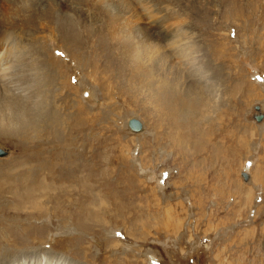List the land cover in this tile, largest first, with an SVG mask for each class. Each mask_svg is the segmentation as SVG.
I'll return each mask as SVG.
<instances>
[{"label": "rangeland", "instance_id": "rangeland-1", "mask_svg": "<svg viewBox=\"0 0 264 264\" xmlns=\"http://www.w3.org/2000/svg\"><path fill=\"white\" fill-rule=\"evenodd\" d=\"M259 8L0 0L11 52L0 54L11 67L0 85V264H264ZM43 152L60 168L61 200L41 194ZM74 163L95 197L87 211L79 191H61Z\"/></svg>", "mask_w": 264, "mask_h": 264}, {"label": "bare ground", "instance_id": "bare-ground-1", "mask_svg": "<svg viewBox=\"0 0 264 264\" xmlns=\"http://www.w3.org/2000/svg\"><path fill=\"white\" fill-rule=\"evenodd\" d=\"M252 2L254 3L255 2V5H256V7H260L261 9H263L264 8V4H262V3H257V0H252ZM143 5V4H142ZM260 8H259V10H260ZM258 9V8H257ZM147 12V11H146ZM263 14H264V11H263ZM161 17V16H160ZM262 17V16H261ZM161 18H160V20H155V21H152L149 25H150V28L153 30V25H155L156 23H161ZM153 24V25H152ZM120 36V35H119ZM121 37V36H120ZM8 45H6V41H3L2 42V38L0 37V54H1V51H4V53L2 54V55H4V54H8V55H10V50H8V47H7ZM4 60H5V58H2V59H0V85H2V86H4V85H6L8 82H9V78H10V75H9V73H10V71H11V67H7V66H4L3 65V63H4ZM19 69H21V67H18ZM192 79H196V78H193L192 77ZM196 80H199L198 78L196 79ZM7 87V86H6ZM5 93V92H4ZM88 99V98H87ZM256 109H258V107L256 108ZM261 118H259V119H257V120H260ZM168 121V120H167ZM171 123V122H170ZM179 125V124H178ZM128 126V125H127ZM168 126V125H167ZM171 126V125H170ZM181 127H182V125H181ZM128 128L131 130V131H134L135 133H139V131H141L143 128H142V125L138 128V129H132V128H130L129 126H128ZM184 135H182V137H183ZM71 149V148H70ZM47 154H48V152H47ZM47 154L45 153V152H43L42 153V157H41V169H42V172L45 174V176L43 175V173H42V177H41V194L44 196V197H46V196H51V197H54L55 198V200H61V197H60V192H58V190H59V188L60 187H62V186H64L65 184L62 182L61 183V180H62V178H61V176H60V174H59V169H53L52 168V166L50 165V162H49V158L50 157H48L47 156ZM56 154V153H55ZM58 154H59V152H58ZM6 155V154H5ZM5 155H3V156H5ZM0 156H2V155H0ZM57 159H59V158H57ZM60 160V159H59ZM187 161V160H186ZM72 162V161H71ZM73 165V168H71V169H69V170H67V171H64V179H66V178H68L69 179V181L70 182H72V183H74V184H71L72 186V188L69 190V189H67V190H63V189H61V191L63 192V194L65 195V197H66V195H69V193H68V191L69 192H76V191H79V194H80V198L78 197L77 198V200H78V206L79 207H81L82 206V208H79L80 210H84V208H85V211H87V205H85V203L84 202H86V203H88V202H90V201H93L94 200V196H91V195H93V194H89L90 192L92 193V191L91 190H89V191H86V189H87V187L89 186L88 185V183H86V182H84V180L85 179H87L88 177H86V178H84L85 177V175H82V173H80V174H78V171H79V168L81 167L82 168V166L81 165H78V164H76V166H75V163L74 164H72ZM71 165V166H72ZM188 165V164H187ZM48 166H49V168H50V171H46L47 170V168H48ZM70 166V167H71ZM78 166V167H77ZM68 167V166H67ZM54 168H55V166H54ZM66 168V167H65ZM64 168V169H65ZM83 168H84V166H83ZM82 168V169H83ZM189 168V167H188ZM248 168H249V166H248ZM248 168L246 167L245 168V171H248ZM51 169H52V171L54 172V173H56L57 175H54L53 173H52V171H51ZM190 169H192L191 167H190ZM83 170H85V169H83ZM194 170V169H193ZM86 174V173H85ZM247 174V173H246ZM190 175V174H189ZM86 176H88V175H86ZM195 177L196 176H194V179H195ZM199 178V176H197V179ZM212 178H213V176H212ZM244 178V177H243ZM151 179V178H150ZM244 179H247V176L244 178ZM157 181V180H156ZM158 182H159V184L161 185V182H160V180H158ZM62 184H64V185H62ZM76 184H78V185H76ZM67 186V185H66ZM68 186H70V185H68ZM160 188H162V187H160ZM83 190L85 191L84 192V196H82V193H83ZM161 190V189H160ZM78 194V193H77ZM41 195V196H42ZM74 196V195H73ZM88 196V197H87ZM43 198V197H42ZM41 198V199H42ZM67 198V197H66ZM75 198V197H74ZM82 198V199H81ZM33 200V199H32ZM36 200V199H35ZM38 200V199H37ZM68 200L70 201V197L68 196ZM30 201V200H29ZM46 201V200H45ZM75 201H76V198H75ZM33 202H35L34 200H33ZM40 202L41 201H39L38 203L40 204ZM47 202V201H46ZM58 202V201H57ZM66 202V201H65ZM71 202V201H70ZM32 202H30V204H31ZM82 205H81V204ZM35 204V206L37 207V206H40L39 204H37V202H35V203H33V205ZM71 205H74V203L73 202H71ZM59 206V205H58ZM64 206V205H63ZM62 206V207H63ZM67 206V205H66ZM83 206H85L84 208H83ZM34 207V206H33ZM68 207H71V206H68ZM89 207V206H88ZM41 208L42 207H38V209H37V212H39L40 214H41ZM90 208V207H89ZM34 209V208H33ZM31 210V209H30ZM67 210V209H66ZM29 211V210H28ZM30 212V211H29ZM71 212V211H70ZM92 213V210H90L89 212H87V213H89V214H91ZM58 214H59V211L57 212ZM61 213V212H60ZM72 213V212H71ZM65 214L67 215L68 213L65 211ZM94 214V213H93ZM65 215V216H66ZM1 221V220H0ZM1 223V222H0ZM15 226H17V225H15ZM11 227V226H10ZM18 227V226H17ZM3 231H5V230H3ZM24 231V230H23ZM2 232V231H1ZM0 232V233H1ZM3 234V233H2ZM6 234V233H5ZM21 234H25V233H21ZM40 235H41V232H40ZM3 237H5V236H3ZM35 250H37V249H35ZM3 252H6V250H4ZM7 253V252H6ZM6 255V254H5ZM148 258H149V260L151 261L152 260V257L151 256H148ZM54 258H53V256H47V257H37V259H35V260H32V262H30V264H60V263H57L58 262V260L61 262H63V263H61V264H65V262H64V260L62 259H59V258H57V260H56V258H55V260L57 261H55V263H53V260Z\"/></svg>", "mask_w": 264, "mask_h": 264}, {"label": "water", "instance_id": "water-1", "mask_svg": "<svg viewBox=\"0 0 264 264\" xmlns=\"http://www.w3.org/2000/svg\"><path fill=\"white\" fill-rule=\"evenodd\" d=\"M253 107L257 108L258 106L257 104H255ZM260 117H261V114L254 115L255 119H259ZM127 125L132 129H138L141 126V122L137 117L130 116L127 118ZM6 153H7V149L0 146V155H5ZM241 175L242 177L245 178L247 176L246 171L242 170Z\"/></svg>", "mask_w": 264, "mask_h": 264}]
</instances>
